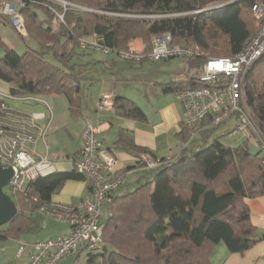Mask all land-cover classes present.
Returning <instances> with one entry per match:
<instances>
[{
	"label": "trees",
	"instance_id": "16d2710c",
	"mask_svg": "<svg viewBox=\"0 0 264 264\" xmlns=\"http://www.w3.org/2000/svg\"><path fill=\"white\" fill-rule=\"evenodd\" d=\"M65 1L89 10H63L51 0H24L20 11L27 37L39 47L26 46L18 54L5 45L0 34V80L10 85L13 96H64L73 114L80 106V77L75 73L79 65L71 63L79 38L96 34L114 51L128 50L129 42L140 38L144 52H149L151 36L169 32L172 43L191 45L196 50L194 56L185 58L188 66L201 68L207 56H232L243 48L257 26L251 6L264 2ZM214 1L224 4L204 9ZM38 10L43 11L45 19L39 17ZM56 13H63L62 20ZM55 19L57 30L52 25ZM2 24L9 22L0 14ZM50 55L57 64L48 61ZM244 84V102L256 128L250 133L264 150V52ZM197 86L196 78H191L185 83H167L163 89L176 92ZM112 107L122 117L146 119L144 111L128 99L116 97ZM178 136L182 143L186 141L184 130ZM116 144L136 153H149L123 135ZM149 172L151 177L134 190L109 198L102 221L105 244L96 254L88 251L89 264L99 257L105 264H211L210 254L219 242L229 252L242 253L264 239V231L257 234L251 224L244 202L245 198L264 193V156L252 153L246 141L229 146L216 137L207 145L192 149L186 145L171 160ZM68 180H85V176L75 167L51 172L31 180L24 192H16L18 213L0 229V241L29 232L39 204L50 201Z\"/></svg>",
	"mask_w": 264,
	"mask_h": 264
},
{
	"label": "built area",
	"instance_id": "2783aa9c",
	"mask_svg": "<svg viewBox=\"0 0 264 264\" xmlns=\"http://www.w3.org/2000/svg\"><path fill=\"white\" fill-rule=\"evenodd\" d=\"M58 1L63 10L67 7L89 10L65 0ZM23 6L24 0H0V14L17 34L25 36V19L20 11ZM251 12L257 26L243 48L232 56H207L196 76L199 86L175 92L184 109L180 131L184 130L187 138L183 146L202 132L220 126L230 117L235 120L230 132L232 135H243L247 129L253 128L243 94L245 78L264 52V2L254 3ZM56 14L62 20L63 13ZM150 45L149 52L135 53L130 48L114 51L103 45L102 37L96 34L78 40L80 50L115 54L125 60L147 59L156 62L174 57L189 58L196 53L191 45L172 43L169 32L152 35ZM13 97L10 93L0 92V163L11 167L13 171L4 188V192L11 198H15L16 192H24L28 183L37 176L46 175L55 169L54 163L47 157L49 147L46 143V130L50 120L41 126L37 121L44 117L42 114H26L11 108L6 99ZM21 99L39 100L34 96ZM111 106L108 96L100 99V108ZM100 132L99 125L86 122L80 133L82 147L73 159V167L90 184L88 194L75 203L41 202L36 209L38 214L66 224L70 231L58 237L34 240L27 264H58L79 248L87 251L103 248L104 206L111 192L123 183L126 171L117 168V159L104 148ZM38 143L43 144V153L38 152ZM171 158H155L143 153L137 161L147 169H154ZM25 245L24 241L19 242L18 254L22 253Z\"/></svg>",
	"mask_w": 264,
	"mask_h": 264
},
{
	"label": "crops",
	"instance_id": "0c3cea01",
	"mask_svg": "<svg viewBox=\"0 0 264 264\" xmlns=\"http://www.w3.org/2000/svg\"><path fill=\"white\" fill-rule=\"evenodd\" d=\"M53 29L58 28L53 26ZM0 34L5 45L14 51L19 47L23 51L26 46L39 47L32 39L29 45L17 40L18 36L9 24L0 26ZM128 46L135 53L144 52L145 49L140 38L133 39ZM95 54L104 55L77 49L76 55L71 59V63L79 65L76 66L75 73L80 77V106L75 114L71 112L66 98L61 95L37 96L39 100H24L21 99L24 96H15L10 99L25 104L15 105V107L8 104V99L6 102L19 112L42 114L44 117L37 121L41 126L45 125L48 119L50 120L46 130V143L49 147L47 157L54 163L53 172L73 169V158L82 147L80 133L84 124L90 122L99 125L101 128L99 136L104 148L117 159V168L126 171L123 183L110 194V197H114L134 190L140 183L151 177L149 169L137 161L139 155L143 153H136L116 144L120 135L131 139L134 145L146 148L149 151L146 154L156 158L175 156L182 149L183 143L178 132L184 109L176 98L175 92L164 91L163 88L167 83H185L191 78H196L200 68L188 66L185 60L183 69L176 71L172 58L164 61H150L151 68L148 60H125L115 54L95 58ZM9 87L8 83L0 80L1 93L8 94ZM104 96L111 99L112 105L116 97L132 101L144 111L145 121L122 117L112 106L107 109L100 108L99 101ZM75 124L77 129L71 130ZM232 124V118L227 119L223 123V129L204 131L187 147L192 149L195 146L207 145L216 137L220 140V136L230 135L228 132ZM252 136L247 130L242 135L241 141H246L249 146ZM37 150L40 153L44 152L42 143L37 144ZM257 152H260V156H264L261 146L252 153ZM119 189L121 191L116 193ZM89 190L90 184L87 180H68L52 194L50 201L75 203L87 195ZM244 202L249 209L251 224L256 228L257 234H261L264 231V193L245 198ZM107 208L108 202L104 206L103 220L107 215ZM34 214L36 215L35 223L29 232L19 238H7L0 241V264H27L34 240L54 238L70 231L69 226L64 223L51 221L35 211ZM39 215L42 217L41 220L38 218ZM20 241H24L26 245L22 253L18 254L17 248ZM83 252L84 249L79 248L76 253L58 264H89L87 253L83 254ZM209 259L211 264H264V239L258 240L242 253L229 252L225 245L219 242L213 248Z\"/></svg>",
	"mask_w": 264,
	"mask_h": 264
},
{
	"label": "rangeland",
	"instance_id": "374dc122",
	"mask_svg": "<svg viewBox=\"0 0 264 264\" xmlns=\"http://www.w3.org/2000/svg\"><path fill=\"white\" fill-rule=\"evenodd\" d=\"M55 2L56 3H58V4H61L58 0H55ZM222 2H216V1H214V2H211V3H209L204 9H208V8H215V7H219V6H221L220 4H221ZM197 12V11H196ZM38 15H39V17L41 18V19H45V15H44V13H43V11H41V10H38ZM24 17V16H23ZM58 17V16H57ZM25 19V18H24ZM58 19H60L59 17H58ZM52 25L53 26H56V27H58V20L57 19H55L54 21L52 20ZM15 32V31H14ZM25 32H26V35L25 36H23V35H20V34H17L16 32V34H17V36H18V38H17V40H20V42L22 41V42H24L26 45H29L30 44V42L32 41L31 39H29L28 37H27V28H26V22H25ZM20 38V39H19ZM23 38V39H22ZM24 38H27V39H24ZM82 38V37H81ZM87 38V37H86ZM79 40V39H78ZM77 49H80L79 47H78V41H77ZM15 52L16 53H18V54H21L22 52H23V50L19 47V48H17L16 50H15ZM95 53H97V52H95ZM104 55H100V54H95L94 55V57L95 58H100V57H103ZM47 59H48V61L50 62V63H52V64H57V62H56V60L50 55V56H48L47 57ZM147 60V59H146ZM146 60H144V61H146ZM171 60H174L173 61V66H175V70L176 71H180V70H182L183 69V67H184V64H185V58H183V57H174V58H172ZM148 62H150L149 60H148ZM151 62L150 63H148V65L151 67ZM152 68V67H151ZM243 96H244V94H243ZM8 101V104L11 106V107H15V105L16 106H22V105H25V104H21V103H19L18 101H15V100H11V99H8L7 100ZM231 118V117H230ZM230 118H227V119H230ZM227 119L225 120V121H227ZM232 120H233V124H232V126L235 124V120L232 118ZM225 121L223 122V123H225ZM223 123L222 124H220V126H218L217 127V129H223L224 127H223ZM230 123H228V125H229ZM232 126H231V128H230V130L232 129ZM77 129V125L75 124V126H73L72 128H71V130H73V129ZM248 131H250V130H256V128H255V126H253V128H249V129H247ZM231 135V136H230ZM230 135H228V134H224V135H222V136H220V138L222 139H220L221 141H222V143L224 144V145H229V146H237V145H240V144H242L243 142H245V141H241V137H242V135H232L231 133H230ZM251 139L252 140H250V142H249V146L248 147H251V152H255V151H257L258 150V146H260V144L258 143V139H257V137H254V136H252L251 137ZM247 145H248V143H247ZM262 148V147H261ZM6 191V190H5ZM121 191V189H119V190H117L116 191V193H118V192H120ZM13 199V198H12ZM14 201H15V199H13ZM38 218L41 220L42 219V217L39 215L38 216ZM51 221L53 220V219H51V218H49ZM54 221V220H53ZM6 225H4V226H1L0 228H4ZM86 253H89L87 250H84V252H83V254H86ZM92 253L93 254H96L97 252L96 251H92ZM81 260H83V256L81 255ZM90 264H105L104 263V261L102 260V258L101 259H98L95 263H90Z\"/></svg>",
	"mask_w": 264,
	"mask_h": 264
},
{
	"label": "water",
	"instance_id": "95a60500",
	"mask_svg": "<svg viewBox=\"0 0 264 264\" xmlns=\"http://www.w3.org/2000/svg\"><path fill=\"white\" fill-rule=\"evenodd\" d=\"M12 175L11 167L0 163V227L11 222L18 213L16 202L4 192Z\"/></svg>",
	"mask_w": 264,
	"mask_h": 264
}]
</instances>
